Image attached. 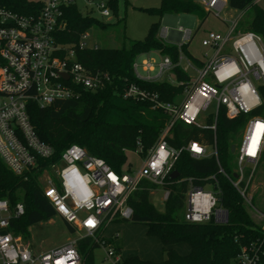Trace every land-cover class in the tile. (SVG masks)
<instances>
[{
    "label": "built area",
    "instance_id": "obj_1",
    "mask_svg": "<svg viewBox=\"0 0 264 264\" xmlns=\"http://www.w3.org/2000/svg\"><path fill=\"white\" fill-rule=\"evenodd\" d=\"M195 1L218 18L229 6V0ZM72 4V0L63 3L45 0L40 13L28 16L0 9V160L16 177L28 180L38 175L44 197L58 217L75 229V235L66 244L38 254L23 236L10 231L12 222L25 215L24 204L11 206L7 199H2L0 264H81L78 243L87 238L107 248V258L118 264L121 257L104 242L106 229L115 222L131 220L133 210L128 199L142 180L165 188L182 153H188L196 160L215 158L219 172L243 199L262 233L256 242L241 249L234 264H261L264 258V208L260 209L255 201L257 196L261 197L257 194V189L261 188L259 182L264 181V173L260 172L264 167V128L260 127L264 126V118L254 113L262 107L259 89L264 88V42L254 33L239 30L245 12L229 22L226 33H206L201 45L207 52L204 59H197L200 66L180 56L179 67L190 78L186 84L175 78L172 82L170 71L174 66L169 58L162 59L158 70L149 59H144L141 64L146 74L144 78L139 75L135 63L134 72L138 78L165 80L171 85L183 86L185 98L181 103H155V109L161 110L170 121L143 160L141 169L131 175L116 172L104 160L89 155L77 145L67 148L58 162L41 166L53 158L54 150L36 134L28 105L36 103L45 109L75 98L77 88L96 93L112 83L107 72L88 69L79 62L78 51L89 49L87 33L81 36L78 47L58 43L57 34L65 29L61 21L62 8ZM87 7L92 16L97 13L101 21L108 24L112 21V12L105 1L87 0ZM177 35L179 42L173 44L179 46L191 43L194 37V33L183 28ZM160 36L169 42L167 29L162 30ZM154 73L156 76L151 77ZM148 97L149 93L135 86L124 94L126 99L146 100ZM151 98L158 99L157 96ZM213 104L216 108L215 114L208 118L210 123L207 126L198 124L199 117ZM222 114L233 121L241 117L246 119L241 143L233 153L236 157L233 176L223 171L218 158L216 132ZM178 121L212 132L214 146L190 142L179 150L170 147L166 137ZM183 181L188 182L186 222L228 223L229 214L219 205L221 191L217 183L204 188L192 179ZM169 196L170 192L165 189L164 202Z\"/></svg>",
    "mask_w": 264,
    "mask_h": 264
},
{
    "label": "trees",
    "instance_id": "obj_2",
    "mask_svg": "<svg viewBox=\"0 0 264 264\" xmlns=\"http://www.w3.org/2000/svg\"><path fill=\"white\" fill-rule=\"evenodd\" d=\"M118 19L119 0H103ZM258 0H229V7L245 12L247 19L239 23V30L260 36L264 42V9ZM44 7V2L28 0H0V9L21 15H36ZM157 16L160 22L154 23L143 41L130 44L123 49H85L78 51L79 62L91 70L107 72L112 80L104 90L93 93L77 88V96L68 101L55 103L42 109L36 103L28 105L31 124L41 141L51 146L54 156L41 163L48 166L60 160L62 153L70 146L82 147L91 156L104 160L113 170L124 173L128 164V153H137L143 160L160 140L170 118L161 110L155 109L156 102L175 103L183 94V86H174L167 81H146L138 78L134 65L143 56L157 53L162 59L169 58L173 64L170 74L186 84L189 76L179 67V58L185 56L193 64L200 66L197 58L189 52V46L210 15L195 0H162L159 8L145 9ZM167 15H190L200 21L191 43L177 45L161 38V20ZM61 21L65 29L57 34V41L63 46L78 47L81 36L94 26L105 28L90 13L82 15L76 5L62 8ZM135 86L149 93L146 100L124 98L125 92ZM262 107L255 112L264 118V88H260ZM157 96V100L151 97ZM246 119L229 120L222 114L217 123L216 145L219 163L223 171L234 175L231 165L234 160L231 148L237 146V138L242 134ZM210 122H208L209 124ZM173 149L179 150L190 142H199L208 147L215 144V136L209 130L187 126L178 121L166 137ZM179 180H167L166 190L170 192L165 209L160 212L151 204L150 196L157 186L142 180L128 199L133 217L127 223L143 225L147 235L161 241L163 259L160 262L143 261L138 257L121 258L118 264H234L241 249L262 237L253 216L247 210L243 199L219 172L215 158L196 160L188 153H182L175 164ZM130 172V170H129ZM215 177L214 180L212 178ZM206 187L217 183L221 191L219 205L229 214L227 224H191L183 218L185 195L188 182ZM7 199L11 206L24 204L25 215L12 222L10 231L16 236L30 237V229L58 217L44 197L38 182V175L28 180L16 177L0 160V200ZM256 202V201H255ZM264 208V207H263ZM68 233L75 235V229L66 223ZM118 221L115 223H119ZM121 238L116 233L104 239L107 246L121 256ZM186 244L190 253L180 255L174 247ZM101 247L95 240L87 238L79 241L78 251L81 264H93L94 251ZM261 264H264V258Z\"/></svg>",
    "mask_w": 264,
    "mask_h": 264
},
{
    "label": "rangeland",
    "instance_id": "obj_3",
    "mask_svg": "<svg viewBox=\"0 0 264 264\" xmlns=\"http://www.w3.org/2000/svg\"><path fill=\"white\" fill-rule=\"evenodd\" d=\"M31 2H44L45 0H28ZM57 3L67 2L69 0H55ZM74 5L78 8L82 15L86 16L88 11L87 0H72ZM162 0H119L118 4V19L112 14V21L108 24L105 21H101L99 15L94 13L93 16L99 20L106 27L101 28L99 26H94L90 29L87 34L89 35V40L86 42L88 48H93L98 46L100 49H123L129 48L130 44L137 41H143L150 29V27L157 22H160L157 16L151 15L144 11L145 9L159 8ZM259 6L264 9V0H259ZM243 15L242 12L235 11L229 6L226 7L221 15V18L211 14L208 16L204 24L202 25L200 31L193 39L189 46L190 53L198 58L204 59V54L207 52L201 45L204 33L207 32H221L225 33L228 30L229 22L237 20ZM250 15V14H249ZM245 16L242 19H248L250 16ZM200 26V21L190 15H167L161 20V31L168 30L169 35L172 34L174 41H176L178 35L177 32L180 28L185 29L194 33ZM150 60L154 63L155 69L158 70V66L162 63V58L157 53H152L149 57H141L137 60L139 67V75L144 78L146 74L142 71V61ZM193 75V73H190ZM156 76V73L152 74L151 77ZM174 82V78H171ZM185 96L181 95L177 97L176 103H181ZM215 104H213L207 112L197 120L198 124L202 126L208 125V118L215 114ZM242 134L237 138L236 145L241 143ZM231 165L236 169V157ZM128 164L130 169L126 166V174L133 175L138 172L142 165L143 159L137 153H128ZM130 170V172H129ZM264 173V167L260 172ZM261 188L257 189L256 204L260 209L264 207V181H260ZM165 189L163 187H158L151 196L150 202L156 209L163 212L165 209L164 202ZM187 205L183 210V218L187 213ZM119 229V234L121 238V256L123 259L135 256L143 261H160L163 259L162 244L161 241L156 237H151L147 235V229L143 225H137L133 223H127L125 221L119 223H113L109 225L108 231L105 234V239L107 235H112L114 229ZM113 230V231H111ZM30 237L27 240L33 250L42 254L48 252L52 249L58 248L66 244L73 236L70 235L64 225L63 220L59 217L53 218L47 222L37 225L30 229ZM178 251L183 254L189 253V247L186 244H181L178 246ZM107 248L99 247L94 251L93 264H114L107 258L106 255Z\"/></svg>",
    "mask_w": 264,
    "mask_h": 264
},
{
    "label": "crops",
    "instance_id": "obj_4",
    "mask_svg": "<svg viewBox=\"0 0 264 264\" xmlns=\"http://www.w3.org/2000/svg\"><path fill=\"white\" fill-rule=\"evenodd\" d=\"M226 31H227V30H226ZM217 33H219V32H217ZM220 33H221V32H220ZM225 33H226V32H225ZM221 34H224V33H221ZM205 35H206V33H204V36H205ZM204 36H203V37H204ZM168 40H169V42H171V43H178V42H179V37H177L176 41H174L172 34H170V37L168 38ZM189 52H190V51H189ZM146 57H149V56H146ZM195 58H196V57H195ZM197 59H198V58H197ZM172 77L174 78V76H172ZM107 229H108V228H107ZM107 229H106V231H105V233H104V238H105V236H106L105 234H106L107 231H108ZM111 231H113V230H111ZM113 232H115V233H112V235H107V236H108L107 239L110 238V237H112V236L115 235L116 233H118V235L120 236V234H119L120 232H119V229H118V228H117V229L115 228ZM178 246H179V245L175 246L174 249H175L180 255H182V256H186V255H188V254L190 253V248H189V253H187V254H185V253L181 254V253L178 251V249H177ZM162 256H163V255H162ZM120 257L123 258L122 256H120ZM132 257H135V256H132ZM129 258H130V257H129ZM126 259H127V258H126ZM160 261H162V260H160ZM160 261H157V262H160ZM150 262H154V261H150Z\"/></svg>",
    "mask_w": 264,
    "mask_h": 264
},
{
    "label": "water",
    "instance_id": "obj_5",
    "mask_svg": "<svg viewBox=\"0 0 264 264\" xmlns=\"http://www.w3.org/2000/svg\"><path fill=\"white\" fill-rule=\"evenodd\" d=\"M231 152L232 153L235 152V146L231 148ZM178 178H179V173L177 171L173 172V174L171 175V180H177Z\"/></svg>",
    "mask_w": 264,
    "mask_h": 264
},
{
    "label": "snow or ice",
    "instance_id": "obj_6",
    "mask_svg": "<svg viewBox=\"0 0 264 264\" xmlns=\"http://www.w3.org/2000/svg\"><path fill=\"white\" fill-rule=\"evenodd\" d=\"M260 127L264 128V126H260ZM113 179H115V178L113 177ZM88 223L91 225L93 222L90 220V221H88Z\"/></svg>",
    "mask_w": 264,
    "mask_h": 264
}]
</instances>
